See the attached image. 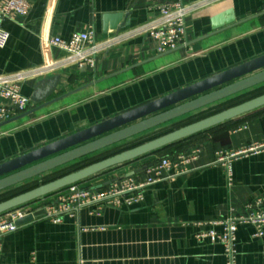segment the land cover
Segmentation results:
<instances>
[{
    "label": "crops",
    "instance_id": "0c3cea01",
    "mask_svg": "<svg viewBox=\"0 0 264 264\" xmlns=\"http://www.w3.org/2000/svg\"><path fill=\"white\" fill-rule=\"evenodd\" d=\"M27 1L30 10L26 16H14L3 24L10 39L6 48L0 49V76L61 60L64 53L51 47L50 39L67 41L75 34L94 32L97 42H105L119 32L150 23L158 15V7L167 2ZM206 1L184 0L188 6ZM228 10L235 12L237 21H243L264 12V0H222L193 13L187 19L186 45L167 55L158 54L156 42L141 36L99 55L95 71L69 66L46 78L27 81L22 92L31 98L39 81L60 76L52 100L148 62L0 127V164L263 56L264 16L212 33L211 19ZM107 15L124 17L119 32L104 31L103 18ZM34 108L33 104L31 110ZM208 110L115 145L0 196L170 129ZM195 151V160L180 165L187 168L186 174L150 186L144 192V201L131 208L104 206L99 213V206H90L73 215H62L57 223L43 216L49 203H56L62 191L29 204L34 220L2 238L0 264H227L221 244L199 241L197 237L211 230L221 234L224 227L219 224L252 214L253 204L264 200V107L78 185L103 190L131 178L142 181L148 177L147 170L162 158H190ZM243 151L248 153L227 162L217 161L218 152L231 155ZM256 234L253 225L238 227L237 264H264V235L258 238Z\"/></svg>",
    "mask_w": 264,
    "mask_h": 264
},
{
    "label": "water",
    "instance_id": "95a60500",
    "mask_svg": "<svg viewBox=\"0 0 264 264\" xmlns=\"http://www.w3.org/2000/svg\"><path fill=\"white\" fill-rule=\"evenodd\" d=\"M264 12L243 21H237L235 12L228 10L211 19L212 33L216 34L240 24L258 19ZM122 15H107L103 18L104 31L111 29L112 33L119 32L118 28ZM172 52V51H171ZM167 52L163 55H167ZM150 61V60H149ZM148 62H143L103 79L95 80L84 88L77 89L62 97L50 100L57 92L60 76L37 83L31 97L36 108L22 114L0 127L12 124L30 117L40 110L49 107L60 100L76 94L88 87L111 79L128 70H132ZM264 85V55L221 74L193 84L153 102L133 108L124 114L87 128L81 132L56 141L52 144L29 152L18 158L0 164V194L36 180L64 167L88 159L93 155L113 148L120 144L141 137L151 131L159 129L209 109L215 105L230 100ZM264 107V95L244 102L208 118L184 126L162 137L132 148L116 156L94 163L79 171L61 177L55 181L41 185L33 190L0 203V215L14 209L39 201L54 195L73 185L83 183L107 170L136 161L142 157L156 153L171 145L189 139L205 131L211 130L237 118ZM34 220L30 215L17 223L18 226L28 224Z\"/></svg>",
    "mask_w": 264,
    "mask_h": 264
},
{
    "label": "built area",
    "instance_id": "2783aa9c",
    "mask_svg": "<svg viewBox=\"0 0 264 264\" xmlns=\"http://www.w3.org/2000/svg\"><path fill=\"white\" fill-rule=\"evenodd\" d=\"M222 0H208L203 3L187 5L184 0H167L158 7V15L150 23L134 30L119 32L105 42H97L94 32L75 34L70 40L60 38L50 39L53 48L64 53V57L53 64H47L33 70H27L15 74L0 76V125L29 112L33 102L31 98L23 95V85L33 79H43L53 75L69 66L79 69L97 68V57L103 52L111 50L115 46L144 36L152 39L158 45V54L175 51L187 43V19L193 13L198 12ZM30 4L27 0H1L0 1V49L6 48L10 34L3 28L5 21L14 16H26L29 13ZM3 102L9 103L3 105ZM258 148V147H257ZM256 148V149H257ZM255 148H253L254 150ZM198 151L193 152L190 158L180 159L162 158L147 170L145 180H132L113 185L103 190H88L80 185H73L58 194V201L51 202L45 209L43 218H51L59 223L62 215H73L83 208L99 206L97 212L105 207L131 208L144 201V192L150 186L165 180H173L186 174L187 165L196 159ZM243 151L231 155L224 152L216 154L218 163L227 162L241 155L247 154ZM229 183L232 174L228 172ZM32 207L26 205L0 215V253L2 252V238L19 230L18 221L32 215ZM253 225L261 238L264 235V200H257L252 206V214L248 216H237L229 218L219 225L224 231L219 234L214 230L203 232L198 235L199 241L210 240L221 244L225 249L227 264H237L236 234L240 225Z\"/></svg>",
    "mask_w": 264,
    "mask_h": 264
},
{
    "label": "trees",
    "instance_id": "16d2710c",
    "mask_svg": "<svg viewBox=\"0 0 264 264\" xmlns=\"http://www.w3.org/2000/svg\"><path fill=\"white\" fill-rule=\"evenodd\" d=\"M244 94H242L241 96L239 95V97L236 96V97H234V98H232L230 100L222 102L220 107L213 108L214 107L213 106V107L209 108L208 111H205L204 113H202V114H200V115H198V116H196L194 118H191V119H189V120H187V121H185L183 123L177 124V125H175L174 127L170 128V129L161 131V132L156 133L154 135H150V136H148L146 138H143V139H140V140H138L136 142H132V143L128 144L127 146H124V147L119 148V149H117L115 151L109 152V153H107V154H105V155H103V156H101L99 158H96V159H93V160H89V161H87V162H85V163H83L81 165H76V166L70 167V168H68V169H66L64 171H59L56 174H53V175L48 176V177H45V178H43V180H38V181H36V182H34V183H32V184H30V185H28V186H26V187H24L22 189L14 191L12 193L10 192V193L4 194V195L0 196V203L3 202V201H6L8 199H11V198H13L15 196H18L20 194H23L25 192H28V190L29 191L33 190V189H35V188H37V187H39L41 185H45V184L50 183L52 181H55V180H57V179H59L61 177H64L66 175H69L71 173L79 171V170H81V169H83L85 167H88V166H90V165H92L94 163H97V162H100V161L105 160L107 158L116 156L117 154H120V153L125 152L127 150H130L132 148H135V147H138V146H140L142 144L150 142V141H152L154 139L162 137V136H164V135H166L168 133H171V132H173V131H175L177 129H180V128L184 127V126H188L190 124H193L195 122H198L200 120L208 118V117H210L212 115H215L217 113H220V112L225 111L227 109H230L232 107H235V106L237 107V105H240V104H242L244 102H247L249 100H252L254 98L262 96V95H264V85L259 87L257 90L255 89V91H252V93L245 94V95ZM219 127L220 126H218L216 128H219ZM216 128H213V129H216ZM213 129H211V130H213ZM208 131H210V130H208ZM200 134H202V133H200ZM200 134H198V135H200Z\"/></svg>",
    "mask_w": 264,
    "mask_h": 264
}]
</instances>
